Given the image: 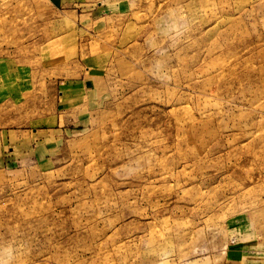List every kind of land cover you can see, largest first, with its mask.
Masks as SVG:
<instances>
[{
	"label": "rangeland",
	"instance_id": "rangeland-1",
	"mask_svg": "<svg viewBox=\"0 0 264 264\" xmlns=\"http://www.w3.org/2000/svg\"><path fill=\"white\" fill-rule=\"evenodd\" d=\"M0 264H264V0H0Z\"/></svg>",
	"mask_w": 264,
	"mask_h": 264
}]
</instances>
